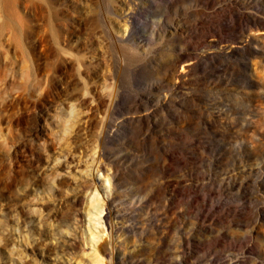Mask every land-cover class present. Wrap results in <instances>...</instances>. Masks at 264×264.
<instances>
[{"label": "rangeland", "instance_id": "1", "mask_svg": "<svg viewBox=\"0 0 264 264\" xmlns=\"http://www.w3.org/2000/svg\"><path fill=\"white\" fill-rule=\"evenodd\" d=\"M218 1L0 0V264H264V0Z\"/></svg>", "mask_w": 264, "mask_h": 264}, {"label": "bare ground", "instance_id": "2", "mask_svg": "<svg viewBox=\"0 0 264 264\" xmlns=\"http://www.w3.org/2000/svg\"><path fill=\"white\" fill-rule=\"evenodd\" d=\"M218 2L221 3V5L223 6L225 1L219 0ZM230 2H232V1H229L227 3V5H229ZM224 6H225V4H224ZM262 37H264V30H259V31L249 33V35H248L249 39L248 40H249V42L252 40H256V42H257L258 40L260 41V39ZM180 65H182L184 69H186V68L190 69L191 62L186 61L184 58L183 59L178 58L173 62L172 66H171L170 76L174 80V83H177L178 80L183 78V76H184V71L179 69Z\"/></svg>", "mask_w": 264, "mask_h": 264}]
</instances>
